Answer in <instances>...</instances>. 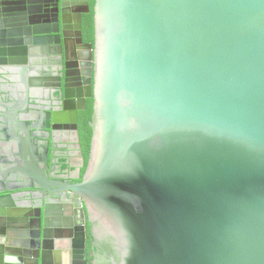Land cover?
Listing matches in <instances>:
<instances>
[{
  "label": "water",
  "instance_id": "95a60500",
  "mask_svg": "<svg viewBox=\"0 0 264 264\" xmlns=\"http://www.w3.org/2000/svg\"><path fill=\"white\" fill-rule=\"evenodd\" d=\"M89 11L76 16L80 42ZM63 14L64 0H0V58L22 63L23 98L51 86L75 104L77 139L94 100L85 172L67 186L79 208L42 205L16 234L19 198L32 209L44 182L64 180L55 113L46 134L26 118L17 154L29 158L14 153L0 172V264L14 263L12 248L23 264H88L86 221L107 264H264V0H95L85 96L68 86ZM43 140L40 156L31 146L42 153Z\"/></svg>",
  "mask_w": 264,
  "mask_h": 264
},
{
  "label": "flooded vegetation",
  "instance_id": "af4514ba",
  "mask_svg": "<svg viewBox=\"0 0 264 264\" xmlns=\"http://www.w3.org/2000/svg\"><path fill=\"white\" fill-rule=\"evenodd\" d=\"M92 1L93 0H64V26H65V35H66V42L68 46L69 55L73 57L70 61L69 71L74 75L72 79L68 82V86L70 90H73L76 94H82L85 96L87 93L86 86L88 85V77L84 76V73L88 70V62H89V45L94 46V41L88 40V31L85 28L84 18L86 15L91 14L92 12ZM87 4L89 7V13L83 14L82 17V42H80V37L78 36V30L76 29V16L81 11L87 8ZM10 11L13 10L12 5L6 4L5 6ZM13 31L15 28H10ZM9 29V31H10ZM23 31H26V27H20ZM17 30V28H16ZM10 36L6 37V40H10ZM2 49V48H1ZM8 50V47H7ZM29 55V54H28ZM33 57L39 58L41 56L40 50L35 51ZM19 54L16 56L12 54V58H21ZM4 61V62H3ZM22 65L20 62L11 61L9 56L0 58V165H5L6 162H10L11 160V153H10V146L9 144L13 141L20 142V139L24 140V136L21 135V132H24L27 126L24 121L22 122L21 119H16L15 122L18 127L21 126V123H24L20 132V138L11 137L10 128L13 130L14 128L11 127L13 123H11L9 116L7 115L8 111H11V105L13 107H17L18 109L22 108V98L24 92L23 82L20 80V70L19 67ZM3 70V71H1ZM79 71V75L82 78V82L77 80L76 72ZM58 75H56L57 78ZM30 77V75H29ZM55 80V78H54ZM55 84L58 80H55ZM92 81V85H93ZM52 83V82H51ZM51 86L48 88L43 89L39 96H37L35 103H31L29 99L28 105H30V111H33V115L38 117L39 124L42 125L44 128L43 134H46V127L48 125V113L47 109L52 110L55 113L56 118V128H55V143H54V152H55V163L53 165L54 170L53 174L58 175V178H64V180L56 179L50 180L48 179L44 182L43 188L37 191V194L32 196L30 199L32 202V209L27 207L26 204L28 199L25 196L19 198V204L13 211L17 212L16 214L20 217V220L14 221L13 223L16 226L11 227L9 229L11 233H18L22 230L23 224H28V219L32 215H37L38 210L42 205L49 206V212H54L56 209H51V207L62 204L63 210H66L69 205H71L74 209L79 208L80 198L73 195V193L67 188L68 185L78 183L82 180L84 175V167L80 169V176L79 178H75L76 171H74V167L80 166L81 159L84 160V166L86 164L84 152H83V143H82V136H81V117L83 116V112L86 111L88 103L93 100V97L86 99V109L78 112V139L74 134L75 129L73 127L72 118L70 115V110L73 108V105L70 101L68 103L62 99V97L53 92ZM22 96V97H21ZM81 96V97H82ZM11 104V105H10ZM33 106V107H32ZM66 108L68 109L66 111ZM15 109L13 108V112ZM66 112L67 114L64 116L61 112ZM29 113V112H28ZM19 115V112L16 113ZM17 116V115H16ZM3 125V126H2ZM2 127L4 129L2 130ZM9 129V130H7ZM22 130V131H21ZM2 135L6 136V139L2 137ZM67 139V140H66ZM66 140V141H65ZM67 146L70 150L69 160H65L63 155L65 152L63 150V146ZM47 142L43 140V145L40 146V149L43 148V152L41 155H45V149H47ZM82 153H79V152ZM40 155V156H41ZM67 161V163H65ZM4 169L0 167V172H3ZM49 175V174H48ZM57 182L55 184L51 183ZM62 181V182H59ZM55 215L49 216L52 220ZM22 218V219H21ZM35 223H38V218H34ZM86 254L85 258L88 261V264H107L106 256L104 252L99 248L97 242L91 236L90 224L86 221ZM89 241H91L90 246L91 248L88 249ZM10 250V249H9ZM12 252L14 255H11V259L14 263L8 264H23L26 259H28L23 254L19 253L20 249L12 248ZM18 253V254H17ZM20 254V255H19ZM34 261V258L31 259Z\"/></svg>",
  "mask_w": 264,
  "mask_h": 264
},
{
  "label": "trees",
  "instance_id": "16d2710c",
  "mask_svg": "<svg viewBox=\"0 0 264 264\" xmlns=\"http://www.w3.org/2000/svg\"><path fill=\"white\" fill-rule=\"evenodd\" d=\"M92 12L85 16V28L88 31V40L95 41V26H94V6L95 0L92 1ZM93 101L91 100L88 103L86 111L83 112V116L81 117V136H82V143H83V152L86 160V164L84 169L86 168L88 158H89V151L91 145V137H92V129L90 127V122L92 119L93 114ZM85 172V170H84ZM91 241H89L88 249L91 248L90 246Z\"/></svg>",
  "mask_w": 264,
  "mask_h": 264
},
{
  "label": "crops",
  "instance_id": "0c3cea01",
  "mask_svg": "<svg viewBox=\"0 0 264 264\" xmlns=\"http://www.w3.org/2000/svg\"><path fill=\"white\" fill-rule=\"evenodd\" d=\"M39 96V95H38ZM29 99H30V102L31 103H35V100L34 99H36V97L35 98H32V97H30V98H27L26 100L24 99V98H22V108L21 109H16L14 112H13V105H11L12 107V109H11V111H8L7 112V115L8 114H11L12 116H11V118H13L14 120H16V119H21V121L23 122H25V123H28V120L26 119V118H29V116H35V115H33V111H30L29 109L31 108L30 107V105H28V103H29ZM33 107V106H32ZM19 112V115L18 114H15V113H18ZM29 112V113H28ZM17 115V116H16ZM24 124V123H23ZM3 126V125H2ZM22 127V126H21ZM27 129V128H26ZM25 129V130H26ZM7 130H9V129H7ZM29 130V129H28ZM11 131V135H13V133L15 132L16 133V131H18V134H20V132H19V128L18 129H15V130H10ZM24 133V132H23ZM23 133H21V135L23 134ZM24 139H26V135L24 136ZM18 140V139H17ZM67 140V139H66ZM65 140V141H66ZM36 141V140H35ZM16 143V145L14 144L11 148H10V153H11V160H10V162L8 163V162H6L5 164L6 165H14L15 163H14V161H13V158H14V160L16 159L15 157H14V153L16 154V156H18V157H26V159L28 160V158H29V154H28V152H25V154L26 155H24V156H22V155H20V153L19 154H17V148H20L19 149V152H22V151H26V147L24 146V144H21V146H20V142H19V146H18V144H17V142H15ZM15 146H16V149H14L15 148ZM63 147H65V148H63V150L65 151V152H63L64 153V155H63V157H64V159H66V160H69V158H70V153H68V151L70 150L66 145L65 146H63ZM31 148H32V150L33 151H36V153H38V155H41V152L38 150V148H39V145H38V143L37 142H35V144L33 145V146H31ZM13 154V155H12ZM41 165V164H40ZM0 167L1 168H3V167H5V165H0ZM8 167V166H7Z\"/></svg>",
  "mask_w": 264,
  "mask_h": 264
}]
</instances>
